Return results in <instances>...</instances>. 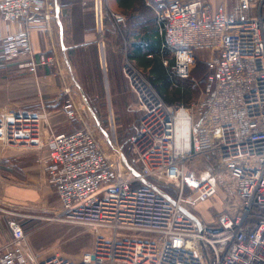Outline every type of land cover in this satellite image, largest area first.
I'll list each match as a JSON object with an SVG mask.
<instances>
[{"label":"built area","instance_id":"2783aa9c","mask_svg":"<svg viewBox=\"0 0 264 264\" xmlns=\"http://www.w3.org/2000/svg\"><path fill=\"white\" fill-rule=\"evenodd\" d=\"M146 3L170 51L171 75L199 87L198 96L168 105L126 61L121 72L139 116L122 145L110 139L106 147L68 87L60 111L80 124L71 130L52 131L44 110L0 114V141L45 148L40 164L58 203L55 219L92 231L89 249L74 260L42 256L31 232L10 218L0 264H264V0ZM51 11L50 0H0V28L19 25L0 33L4 62L30 74L58 68L29 37L31 25L49 26ZM105 15L119 32L125 17ZM196 162L207 173L202 180ZM217 191L223 207L214 223L203 222L194 209Z\"/></svg>","mask_w":264,"mask_h":264},{"label":"crops","instance_id":"0c3cea01","mask_svg":"<svg viewBox=\"0 0 264 264\" xmlns=\"http://www.w3.org/2000/svg\"><path fill=\"white\" fill-rule=\"evenodd\" d=\"M50 2L52 11L49 26L46 28L41 22L30 26L33 51L51 56L59 68L64 66L81 97L93 98L94 94L88 96L91 93L89 85L93 83L89 79L92 75L102 79V70L105 76L108 72L113 75L111 66L114 69L117 63L111 61L109 55L125 54L126 43L124 40L121 45L123 37L120 33L125 27L117 32L97 0ZM18 30L17 23H10L8 28L2 26L0 33L4 35ZM56 68L52 64L39 66L35 74H30L24 68H19L17 62H4L0 56V114L7 111L32 113L44 110L47 113L46 125L52 131L71 130L74 122L60 111L65 94ZM92 70L95 72L92 73ZM71 93L75 94L74 91ZM44 154L45 148H25L0 141V206L6 208L0 211H5L7 220L12 215L21 224V218H31V205L40 202L42 194H37L36 185L41 181L47 187L40 164ZM23 203L28 205L21 206ZM10 207L15 213H8ZM39 208L36 204L32 207L33 220L40 218L35 215L36 211L40 212ZM2 225L3 220L0 221V245L9 239L8 228L4 229Z\"/></svg>","mask_w":264,"mask_h":264},{"label":"rangeland","instance_id":"374dc122","mask_svg":"<svg viewBox=\"0 0 264 264\" xmlns=\"http://www.w3.org/2000/svg\"><path fill=\"white\" fill-rule=\"evenodd\" d=\"M99 2L98 4H101V10L105 11V13L108 10L122 14L125 17L122 11L114 6L113 0H99ZM146 12L147 10H144V13ZM106 18L109 21L108 16H106ZM109 56H111L112 59L109 60L118 65L116 64L114 69L113 66H111L113 75L106 72L107 76H105V71L102 70V76L104 75L102 79L98 75L91 76V79L89 80L93 83H90L89 85V92L91 93L88 96L94 94L93 98H85L83 94V97H81V93L71 82V77L65 67L62 66L60 67L61 69L59 67L56 68L57 77L62 81L61 84H63V89L64 87H68L74 102L82 106V118L85 119L88 125L93 126L94 128L96 124L100 126V130L96 129L94 132L102 147H106V144L110 139L114 140L117 144L122 145L132 132L139 116L134 105L133 95L131 94L127 81L121 72L126 59L124 56L122 57L119 55L116 56L111 54ZM131 64L147 81H149L146 71L136 67L133 63ZM93 72L95 71L92 70V73ZM71 91H74L75 94L71 93ZM198 93L199 87L196 91L192 92L194 97L190 99V103L198 96ZM79 125L80 124L77 122L74 124V127ZM56 132H61V130H57ZM195 165L196 166L193 168H195L196 179L202 180L206 177L207 173L201 170L200 163L196 162ZM36 186L37 194H42L40 202L37 201L35 203L36 206L40 207V212L36 211L35 215L40 216V218H36V220H33L32 218V207L35 204H32V207L29 209V215L31 218H21V225L24 226V231L31 232L30 237L28 238L31 247L42 256L57 253L65 259L74 260L81 253L89 249L92 243V231L83 226H76L57 221L54 214L58 208V203L53 190L51 188L49 189L48 186L46 187L41 181ZM222 198L223 195L221 192L217 191L215 197L198 205L194 209L195 214L203 222L214 223L216 214L220 211V208L223 207L222 204L220 206ZM22 205L27 206L28 203H23L21 206ZM0 209L3 211L6 208L0 206ZM7 210L8 213H15L12 207ZM4 213L5 211H0V215H2L0 221L3 220L2 226L5 229V227H7V217ZM21 213L23 212L21 211ZM26 214L28 215V212ZM10 218H13V216L10 215ZM34 229H36L35 232L33 231Z\"/></svg>","mask_w":264,"mask_h":264},{"label":"trees","instance_id":"16d2710c","mask_svg":"<svg viewBox=\"0 0 264 264\" xmlns=\"http://www.w3.org/2000/svg\"><path fill=\"white\" fill-rule=\"evenodd\" d=\"M114 2L115 7L125 15V28L123 27L124 30L120 32L123 37L120 41L121 45L124 40L126 43L123 55L126 61L146 71L151 86L166 104L187 106L194 97L192 92L198 87L188 80H180L171 75L169 67L172 64V57L165 46L163 36L158 33L151 6L145 4V0H114ZM144 10L147 12L144 13ZM120 49L123 47L120 46ZM163 59L167 60L166 67L162 64ZM193 75L199 78L200 68Z\"/></svg>","mask_w":264,"mask_h":264}]
</instances>
